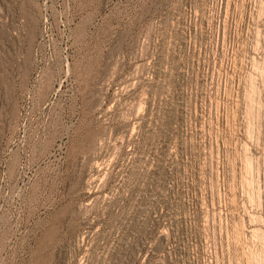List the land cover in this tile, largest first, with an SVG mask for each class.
<instances>
[{
	"label": "rangeland",
	"instance_id": "374dc122",
	"mask_svg": "<svg viewBox=\"0 0 264 264\" xmlns=\"http://www.w3.org/2000/svg\"><path fill=\"white\" fill-rule=\"evenodd\" d=\"M0 264H264V0H0Z\"/></svg>",
	"mask_w": 264,
	"mask_h": 264
}]
</instances>
